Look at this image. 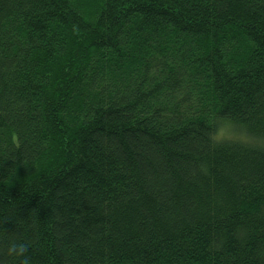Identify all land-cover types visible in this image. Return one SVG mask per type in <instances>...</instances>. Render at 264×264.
<instances>
[{
    "label": "trees",
    "instance_id": "trees-1",
    "mask_svg": "<svg viewBox=\"0 0 264 264\" xmlns=\"http://www.w3.org/2000/svg\"><path fill=\"white\" fill-rule=\"evenodd\" d=\"M0 264H264V0H0Z\"/></svg>",
    "mask_w": 264,
    "mask_h": 264
},
{
    "label": "clouds",
    "instance_id": "clouds-1",
    "mask_svg": "<svg viewBox=\"0 0 264 264\" xmlns=\"http://www.w3.org/2000/svg\"><path fill=\"white\" fill-rule=\"evenodd\" d=\"M13 250H16V247H15V246H13ZM23 251H24L23 246H20V248H19V252H20V253H23Z\"/></svg>",
    "mask_w": 264,
    "mask_h": 264
},
{
    "label": "rangeland",
    "instance_id": "rangeland-1",
    "mask_svg": "<svg viewBox=\"0 0 264 264\" xmlns=\"http://www.w3.org/2000/svg\"><path fill=\"white\" fill-rule=\"evenodd\" d=\"M236 134H237V131H236Z\"/></svg>",
    "mask_w": 264,
    "mask_h": 264
}]
</instances>
